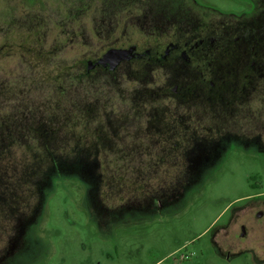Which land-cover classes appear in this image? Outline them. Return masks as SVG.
<instances>
[{"label": "rangeland", "instance_id": "1", "mask_svg": "<svg viewBox=\"0 0 264 264\" xmlns=\"http://www.w3.org/2000/svg\"><path fill=\"white\" fill-rule=\"evenodd\" d=\"M226 25L264 68V0H0V264H264V70L221 119L174 53L86 71Z\"/></svg>", "mask_w": 264, "mask_h": 264}, {"label": "flooded vegetation", "instance_id": "2", "mask_svg": "<svg viewBox=\"0 0 264 264\" xmlns=\"http://www.w3.org/2000/svg\"><path fill=\"white\" fill-rule=\"evenodd\" d=\"M212 17L214 16L206 15L199 19L204 25L209 21L208 18L213 21ZM214 22L218 23L215 20ZM251 27H240L235 35L234 27L226 25L224 31L216 28L214 31L204 32L190 44L188 40H184L182 44L169 41L162 53L158 50L151 51L149 48L139 52L133 45L132 53L122 61L135 57L166 61L174 53L190 64L196 62L193 68L199 82L173 84L161 89L157 96L162 99L165 94H170L177 106L189 107L190 104H199L203 115L214 114L220 119L230 117L257 89L256 81L261 78L264 70L255 66V56L258 52L251 50L254 48L252 42L256 40L257 35ZM168 45L170 48L166 49ZM191 97L195 99H190ZM11 246L12 244L8 242L5 256L11 255L12 258L26 260L23 253L14 254ZM7 251L13 253L9 254Z\"/></svg>", "mask_w": 264, "mask_h": 264}, {"label": "water", "instance_id": "3", "mask_svg": "<svg viewBox=\"0 0 264 264\" xmlns=\"http://www.w3.org/2000/svg\"><path fill=\"white\" fill-rule=\"evenodd\" d=\"M134 46H129L128 48H116L110 47L106 49L99 57L96 59L86 60V71H90L96 66H102L108 70H114L123 59H127L129 54L132 53ZM170 48V45L166 49ZM141 55V53H137Z\"/></svg>", "mask_w": 264, "mask_h": 264}, {"label": "crops", "instance_id": "4", "mask_svg": "<svg viewBox=\"0 0 264 264\" xmlns=\"http://www.w3.org/2000/svg\"><path fill=\"white\" fill-rule=\"evenodd\" d=\"M24 261V260H23Z\"/></svg>", "mask_w": 264, "mask_h": 264}]
</instances>
